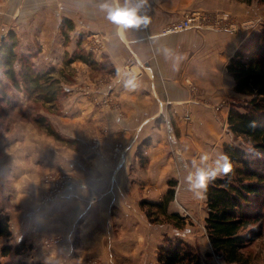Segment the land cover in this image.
<instances>
[{
  "label": "crops",
  "instance_id": "crops-1",
  "mask_svg": "<svg viewBox=\"0 0 264 264\" xmlns=\"http://www.w3.org/2000/svg\"><path fill=\"white\" fill-rule=\"evenodd\" d=\"M29 1L34 11L31 25L38 33L33 39L45 44L41 54L52 64L57 56L74 52L84 34L95 32L106 39L103 54L116 70L112 94L118 109L101 108L73 95L71 111L57 121L60 127L73 128L68 133L77 140L71 142L75 150L47 136L37 138L25 124L15 128L11 138L0 135V212L9 216L12 232L10 238L0 237V261L90 264L98 259L100 264L126 260L146 264L154 257L147 237L150 223L140 206L149 197L143 186L173 172L172 146H177L184 162L191 161L192 166L184 168L188 173L215 170L232 135L228 128L232 101L219 113L214 107L222 100L243 98L227 65L245 36L217 30L216 19L230 16L242 23L261 15L255 7L226 9L219 0H148L144 11L151 23L121 29L101 11L104 0ZM117 2L124 4V0ZM188 12L198 13L202 28L162 34L167 24ZM62 19L73 28L68 30L71 42L60 50ZM72 65L80 81L92 77L83 62ZM129 80L137 86L127 87ZM191 84L204 91H193ZM98 134L103 144L96 153L89 142ZM115 142L125 146L120 163L111 152ZM38 156L44 164L35 159ZM48 168L70 170L75 181L47 204L43 177ZM166 190L152 201L162 200ZM49 237L62 241L47 247L44 240ZM21 242L25 248L18 254L11 250L1 255L3 246L15 248Z\"/></svg>",
  "mask_w": 264,
  "mask_h": 264
},
{
  "label": "rangeland",
  "instance_id": "rangeland-1",
  "mask_svg": "<svg viewBox=\"0 0 264 264\" xmlns=\"http://www.w3.org/2000/svg\"><path fill=\"white\" fill-rule=\"evenodd\" d=\"M219 1H221L222 5L226 6V9L255 7V10L260 13L261 17H259V19L255 21L249 19L244 20L242 23L238 22V24L230 16H228V18L219 16L216 19L217 30H225L232 35H240L242 37L244 35V41L257 36V34L259 33L264 34V3L260 2V0ZM29 3V0H0V46L3 42L2 40L6 38L8 33L13 31L17 36L18 45L16 47V51L18 53V56H23L26 61L29 60V62L31 63L30 66L33 67V71H44V69L46 68H54L56 71L54 77L59 78L63 90L58 93V96L60 94V97L58 101L54 105H52L53 107L49 106L50 103H47L44 106L42 102L36 101L34 95L28 96L26 94V92L23 90L25 87L20 79L19 83L22 88L19 90L16 87H13L11 81H9L5 77L2 69H0V78L3 79L4 83H6L9 87V89L6 90V94H4L3 96L4 98H0V135H9L8 137L11 138V134L13 133L15 128L16 130H20L18 126L25 124L31 126V129L34 131L37 138H43L47 136L49 139L55 140L57 145L66 146L75 150L76 147L72 143H77V140H74V138L71 137V134L68 133V129L73 128H71L70 126L60 127V121H57V118L62 114L71 111V101L69 100L73 95L76 94L81 95L82 97L84 96L88 100L93 101L98 107H105L102 106V101L104 98H106L105 96L106 91L108 90V85H110V87L112 88V92L114 91V86L112 84L113 76H115L116 70L111 63V60L106 57V54H103V51L106 47V39L95 32L89 33V36H87L88 34H84L82 37H80V40L78 41V45L74 52H72L71 54L65 52V56L62 57L57 56V58L54 59V64H52L41 54L43 53L45 44L41 40L33 39V35L38 33L33 32V30L37 28L31 25L34 11H32L31 4ZM15 4H18V8H14ZM186 15L196 16V22L192 29L202 28L199 24L201 22L198 21V13H184L179 20L184 18ZM206 21L209 20L206 19ZM61 24L62 27L60 28V34L62 37H60L61 41L60 43H58V49L60 50L62 49L64 44L68 45L69 42H71V35L68 33V30L70 31L73 28V26L67 24L64 19H62ZM2 36L3 39H1ZM28 38H30L31 41H28ZM51 46H54L53 43H51ZM48 51L51 53L49 49ZM75 52H81L90 57L89 60L91 61L89 63H86L79 59L75 60L83 62L88 66L89 70H91L92 77H90L88 81H80L78 71L74 70V67L72 65L73 63H75V61L68 63V60H70L74 56ZM100 54L102 58H99ZM14 67L15 69L20 68V61H17ZM193 86L197 88V91L195 92L204 91V89H201L200 87H197L193 84L190 85V88H192ZM112 95L114 97V100H116L114 94ZM241 96H243V98H233V100H235L234 102L232 99L222 100V102H219L217 105H215L214 112L219 113L223 107L228 106L230 101H232L230 108L232 106H238L239 110L243 111L244 109L240 106L244 105L247 96ZM94 98H96L97 100H95ZM116 101L118 102V100ZM216 106H220V109H216ZM39 117H45V120L43 121L45 122V126H40L43 128H39L38 124L36 123V119H38ZM188 117L189 116H186L187 119H189ZM48 126L62 135L63 138H61L64 140H58L47 133V129L45 128ZM231 133L232 135L229 144H239L243 147H246V143H244L242 138H235L232 131ZM81 136L85 139L88 138V134L84 132H82ZM94 137H100V135L98 134L95 136H91L89 144L92 151L99 153L102 147L98 150L92 147ZM100 138L102 139V137ZM101 142L103 144L102 140ZM115 144L123 145L122 142H115L114 144H112L111 150L113 149ZM178 151L179 150L177 149V146H172L171 152L174 161H172L173 172L170 174V176L164 178L161 177L160 179H150V181H148L143 187L144 191L149 196L148 198H146V200L152 201L153 199H155L153 198L155 195L158 197L161 196V194L165 193L164 190L166 189L168 193L170 186H173L175 195L174 199L169 205V213H178L181 217H183L185 223L181 228L177 227L175 225V222H173L172 220L171 222L168 220V222H165L166 219H164L162 215H160L159 218L155 221L156 223L151 222L147 218L148 222L150 223L147 237L151 241V253L152 257L154 258H151L146 264H161L159 261L155 260V250L158 246V253L159 246L164 243L166 238L174 240L181 239L185 243L192 245L193 248L200 254L201 264H226L223 260L222 255L216 253V251H214L211 247L209 237L206 233L205 218L208 214V205L206 204L205 190H198L193 187L195 174H190L188 173V170H184L186 166H192V163L189 160L187 162H184V160H182V156H180ZM113 158L116 159L117 162H121L120 159L116 157ZM35 159H38V161L40 160L41 163L44 164L40 156ZM48 169L50 171H47V173L43 177L44 183L47 185V190L44 193L45 196L43 199L47 204L49 203V201H51V199H48V192L50 190L49 187L51 186V183L47 181V177L66 175L71 178V183L75 181L74 173L70 170L56 171L50 168ZM219 175L224 174L220 173ZM69 185L70 184H68L67 186ZM66 187H64L63 190ZM63 190L60 195L55 198V200L62 196ZM155 192H157V194H154ZM142 209L146 213L143 207ZM55 238H59L61 240L60 237ZM249 252L251 253L249 264H264V238H261L259 241L255 242L249 248ZM89 263L100 264L98 259H95L94 261L91 260ZM111 264H133V262L129 260L121 262L114 261L111 262Z\"/></svg>",
  "mask_w": 264,
  "mask_h": 264
},
{
  "label": "trees",
  "instance_id": "trees-1",
  "mask_svg": "<svg viewBox=\"0 0 264 264\" xmlns=\"http://www.w3.org/2000/svg\"><path fill=\"white\" fill-rule=\"evenodd\" d=\"M260 2L264 3V0ZM2 41L0 69L12 86L20 90L21 80L25 87L23 90L28 96L34 95L36 101L42 102L44 106L47 103H50L49 106L54 105L60 97L58 93L63 90L59 78L54 77L55 69L50 67L44 71H33L29 60L18 56L17 36L13 31ZM236 50L227 65L228 71L236 81V92L247 98L244 105L240 106L243 111L238 106L230 108L228 128L235 138H242L246 147L239 144L224 146V154L232 169L227 174L217 175L209 180L205 190L208 205L205 221L211 247L222 255L226 264H249V248L264 238V34L259 33L244 41ZM77 59L86 63L91 61L84 53L75 52L68 63ZM17 61H20V68L15 69ZM7 89L8 85L0 78V98H4ZM44 120L45 117L36 119L39 128L45 126ZM45 129L56 139L63 138L49 126ZM174 195V188L170 186L161 201L143 199L140 206L145 209L151 222L156 223L162 215L165 222L172 220L177 227L182 228L185 223L183 217L175 212L169 213V205ZM11 235L9 216L0 212V237L10 238ZM24 248L23 242L15 248L5 245L1 255H7L11 250L18 254ZM158 261L161 264H201L200 254L192 245L181 239L170 238H166L159 246ZM0 264L32 263L18 259L0 261Z\"/></svg>",
  "mask_w": 264,
  "mask_h": 264
},
{
  "label": "clouds",
  "instance_id": "clouds-1",
  "mask_svg": "<svg viewBox=\"0 0 264 264\" xmlns=\"http://www.w3.org/2000/svg\"><path fill=\"white\" fill-rule=\"evenodd\" d=\"M148 0H124L121 6L117 0H104L100 5L101 11L107 13V18L112 23L120 26L121 29L147 27L151 23V17L144 11ZM127 87L135 88L137 85L133 80L126 83ZM232 165L227 156L222 157V162L217 161L215 170H199L194 178L193 187L198 190H206L210 179H214L218 173L227 174L231 171Z\"/></svg>",
  "mask_w": 264,
  "mask_h": 264
},
{
  "label": "built area",
  "instance_id": "built-area-1",
  "mask_svg": "<svg viewBox=\"0 0 264 264\" xmlns=\"http://www.w3.org/2000/svg\"><path fill=\"white\" fill-rule=\"evenodd\" d=\"M196 16L195 15H186L184 18L181 20H177L175 22L169 23L163 30L162 34L166 35L169 33H178L182 32V30L190 29L194 27ZM107 91H106V98L103 99L102 101V106L105 107H110V108H115L118 109V103L116 100H114V97L112 95V88L110 85L107 86ZM193 91H197V88L195 86L192 87ZM97 100L96 98H94ZM99 102V101H98ZM216 109H220V106H216ZM189 118V117H188ZM101 138L100 137H94L93 142H92V147L94 149H100L101 148ZM125 154V146L121 144H115L113 149H112V156L120 159L122 161L123 157ZM48 182L51 183V186L49 187V192H48V199H55L60 195L62 192L63 188L66 187L68 184H71L72 180L70 177L66 175L62 176H50L46 178ZM54 182V183H53ZM53 199V200H54ZM59 238L55 237H49L48 239L44 240V244L49 247L54 244L60 243Z\"/></svg>",
  "mask_w": 264,
  "mask_h": 264
},
{
  "label": "water",
  "instance_id": "water-1",
  "mask_svg": "<svg viewBox=\"0 0 264 264\" xmlns=\"http://www.w3.org/2000/svg\"><path fill=\"white\" fill-rule=\"evenodd\" d=\"M1 39H3V36L1 37Z\"/></svg>",
  "mask_w": 264,
  "mask_h": 264
}]
</instances>
